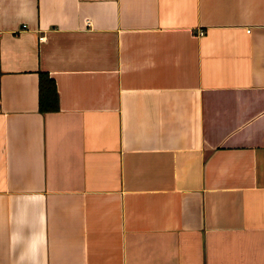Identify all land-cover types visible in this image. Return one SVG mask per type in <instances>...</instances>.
I'll use <instances>...</instances> for the list:
<instances>
[{"label":"crops","instance_id":"1","mask_svg":"<svg viewBox=\"0 0 264 264\" xmlns=\"http://www.w3.org/2000/svg\"><path fill=\"white\" fill-rule=\"evenodd\" d=\"M0 264H264V0H0Z\"/></svg>","mask_w":264,"mask_h":264},{"label":"trees","instance_id":"2","mask_svg":"<svg viewBox=\"0 0 264 264\" xmlns=\"http://www.w3.org/2000/svg\"><path fill=\"white\" fill-rule=\"evenodd\" d=\"M37 110L50 112L57 109L58 95L56 94L54 81L45 72L37 73Z\"/></svg>","mask_w":264,"mask_h":264},{"label":"built area","instance_id":"3","mask_svg":"<svg viewBox=\"0 0 264 264\" xmlns=\"http://www.w3.org/2000/svg\"><path fill=\"white\" fill-rule=\"evenodd\" d=\"M198 34L201 35L202 34V31H198Z\"/></svg>","mask_w":264,"mask_h":264}]
</instances>
